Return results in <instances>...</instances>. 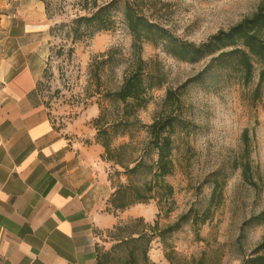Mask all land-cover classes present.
I'll return each mask as SVG.
<instances>
[{
    "label": "rangeland",
    "instance_id": "obj_1",
    "mask_svg": "<svg viewBox=\"0 0 264 264\" xmlns=\"http://www.w3.org/2000/svg\"><path fill=\"white\" fill-rule=\"evenodd\" d=\"M54 1L50 19L51 55L38 87L58 127L87 135L90 142L98 133L94 121L101 109L108 107L115 113L119 110L107 101L105 93L118 89L123 82L126 62L132 55L133 36L120 16L114 30L74 41L66 30L53 28L85 13L86 0ZM263 1L148 0L147 5L150 15L175 36L202 43L218 31L252 16ZM111 49L118 53L108 55ZM121 57L124 64L116 66L115 59ZM143 58L149 69L160 72L165 81L163 87L151 91V102L139 112L144 124L153 123L155 117L163 114L169 88L183 93L180 115L184 124L177 126L176 171L169 177L176 189V206L169 215L160 214L158 202L152 200L120 213L119 222L144 217L148 223L158 221L166 227L191 210L202 212L212 193L211 178L219 173L227 184L224 201L214 210L212 218L199 226L192 220L183 221L181 228L166 242L156 238L148 259H142L141 263L191 264L206 255L207 264H242L264 237V223L245 224L264 210V84L262 97L254 101L258 76L248 87L237 83L235 78L228 83L219 79L204 84L193 82L192 78L203 70L205 61L192 64L178 60L151 42L144 44ZM246 129L250 131L248 143L243 139ZM125 141L128 138L118 137L115 144ZM144 148V144L138 145L139 150ZM245 161L250 164V180L243 175ZM105 163L108 171L114 173L113 181L117 184L119 178L115 172L122 169L111 162ZM121 180L125 181V177ZM115 244L109 231L103 232L101 249L111 250ZM110 264H133L129 248H118Z\"/></svg>",
    "mask_w": 264,
    "mask_h": 264
},
{
    "label": "trees",
    "instance_id": "obj_2",
    "mask_svg": "<svg viewBox=\"0 0 264 264\" xmlns=\"http://www.w3.org/2000/svg\"><path fill=\"white\" fill-rule=\"evenodd\" d=\"M41 1L45 3L47 14L51 17L55 1ZM147 1L111 0L99 3L97 0H86L85 13L53 28L66 30V34L76 41L114 30L121 16L133 36L132 55L126 62L123 82L118 89H109L105 93L107 101L111 105H117L119 110L115 113L108 107H103L94 121L98 129L94 139L104 148L102 160L122 169L115 172L119 178L117 184L113 181L114 173L108 171L114 186L108 200V210L116 216L135 205L148 204L152 200L158 202L160 214L164 212L169 215L176 206V189L169 177L176 171L174 153L177 126L184 124L180 115L183 93L179 89L169 88L164 100L163 114L155 117L151 124L141 121L139 112L151 102V91L163 87L165 82L163 75L149 69L143 58L145 43L162 46L181 61L192 64L205 61L203 70L192 78L193 82L204 84L208 80L219 79L228 83L235 78L237 83L248 87L254 84L258 76L259 82L253 92L254 101L262 97L264 84V1L252 16L244 18L229 29L218 31L202 43L184 40L171 33L150 15ZM114 53L118 51L111 49L108 55L113 56ZM115 60L116 66L124 64L125 61L122 57ZM95 76L100 78L96 73ZM142 133L146 134L144 138ZM118 137L128 138L129 141L116 145ZM243 139L249 142V129L244 131ZM139 144H144L145 148L139 150ZM243 175L250 180L248 161L244 162ZM121 177H125V181ZM211 183L212 193L202 212L194 213L191 210L166 227H162L158 221L154 224L148 223L144 217H135L127 223L119 222L107 230L116 242L108 251L101 249L102 232L97 247V264H110L114 252L124 246L129 248V259L133 264H142V259H148L154 240L160 238L166 242L172 233L181 228L183 221L192 220L195 226L206 224L212 218L214 210L224 201L227 180L215 173ZM263 223L264 210L245 224ZM191 264H207L206 255L195 259ZM242 264H264V237L244 258Z\"/></svg>",
    "mask_w": 264,
    "mask_h": 264
},
{
    "label": "crops",
    "instance_id": "obj_3",
    "mask_svg": "<svg viewBox=\"0 0 264 264\" xmlns=\"http://www.w3.org/2000/svg\"><path fill=\"white\" fill-rule=\"evenodd\" d=\"M51 18L41 0H0V264H97L120 220L104 148L60 129L39 90Z\"/></svg>",
    "mask_w": 264,
    "mask_h": 264
}]
</instances>
